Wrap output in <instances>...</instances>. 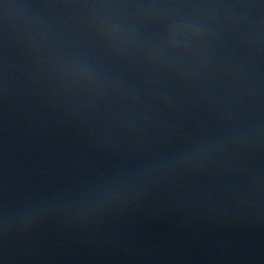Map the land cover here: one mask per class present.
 <instances>
[{"label":"water","instance_id":"1","mask_svg":"<svg viewBox=\"0 0 264 264\" xmlns=\"http://www.w3.org/2000/svg\"><path fill=\"white\" fill-rule=\"evenodd\" d=\"M0 264H264V0H0Z\"/></svg>","mask_w":264,"mask_h":264}]
</instances>
